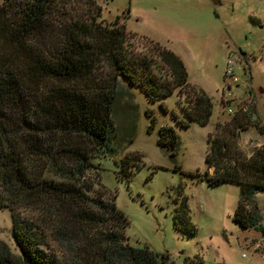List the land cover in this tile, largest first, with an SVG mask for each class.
<instances>
[{"label": "trees", "instance_id": "16d2710c", "mask_svg": "<svg viewBox=\"0 0 264 264\" xmlns=\"http://www.w3.org/2000/svg\"><path fill=\"white\" fill-rule=\"evenodd\" d=\"M76 3L86 6L87 13L73 15ZM100 14L94 0L0 4V209L12 212L20 251L17 257L2 246L0 264H173L170 255L133 247L126 235L130 223L117 208V197H90L94 190L86 179L97 168L92 158L115 155L114 104L116 94L123 92L117 79L141 88L151 101L177 90L192 95L190 113L184 114L200 127L209 124L213 104L205 92L191 89L176 55L156 46L158 58L172 73V80L163 79L153 56L132 50L126 26L103 25ZM103 63L116 77L112 88L95 83ZM47 83L45 93L34 95ZM29 98L37 99L33 107ZM154 127L153 119L149 128ZM249 127L264 136L250 116H236L223 138L208 140L206 163L215 174L188 175L210 188L238 185L234 224L264 235L255 203L264 195V147L247 159L236 143ZM158 146L176 159L180 142L173 128L160 129ZM51 171L62 180L49 179ZM123 172L129 180L127 170ZM22 209L39 215L22 217ZM173 220L178 232L195 234L186 198L175 200ZM184 264L204 261L185 258Z\"/></svg>", "mask_w": 264, "mask_h": 264}, {"label": "rangeland", "instance_id": "374dc122", "mask_svg": "<svg viewBox=\"0 0 264 264\" xmlns=\"http://www.w3.org/2000/svg\"><path fill=\"white\" fill-rule=\"evenodd\" d=\"M94 1L101 7L99 23L125 25L132 50L153 56L163 79L172 80V73L158 58L156 46L181 59L189 86L207 94L213 115L206 127H200L184 114V110L190 113L191 101L195 100L192 95L177 90L151 101L141 88L117 79V89L123 92L116 94L114 104L115 155L91 159L97 168L86 179L94 190L89 196H105L108 200L116 196L117 208L130 223L126 230L130 244L170 255L173 264H184L185 258L194 257L202 258L204 264H264V235L253 229L243 230L233 222L240 187L222 184L210 188L188 175L215 174V168L206 163L208 140L217 135L223 138L236 116L246 114L252 125L264 129V0H220L218 6L210 0ZM3 2L0 0V4ZM74 7L73 15L87 13L83 4ZM229 59L236 63L238 82L232 83L227 92ZM95 76V83L103 87L112 88L116 80L105 63ZM50 84L36 88L34 95L45 93ZM223 91L226 96L230 94L231 102ZM33 100L29 98L30 106L37 101ZM229 106L232 115L227 111ZM153 119L155 127L150 130ZM182 122L189 126L183 127ZM164 127L173 128L179 138L175 160L158 146L159 131ZM236 143L238 151L250 159L262 149L264 136L249 127ZM123 168L129 180L123 177ZM46 176L62 180L52 171ZM182 198L187 200L194 235L178 232L174 226L175 200ZM255 203L264 225V195H258ZM19 213L22 217L39 215L24 209ZM2 246L19 257L10 209H0Z\"/></svg>", "mask_w": 264, "mask_h": 264}, {"label": "built area", "instance_id": "2783aa9c", "mask_svg": "<svg viewBox=\"0 0 264 264\" xmlns=\"http://www.w3.org/2000/svg\"><path fill=\"white\" fill-rule=\"evenodd\" d=\"M235 66H236V63L229 59L228 63H227V68H226V71H225V75H226L225 78L230 80V82H229V84L227 86V92H230L232 83H237L238 82V78L235 75ZM223 93H224V97L226 98V100L231 102L230 94H228V96H226V92L223 91ZM227 111H228L229 115L234 114L233 113V108L230 107V106L227 108ZM263 147H264V145H263Z\"/></svg>", "mask_w": 264, "mask_h": 264}, {"label": "water", "instance_id": "95a60500", "mask_svg": "<svg viewBox=\"0 0 264 264\" xmlns=\"http://www.w3.org/2000/svg\"><path fill=\"white\" fill-rule=\"evenodd\" d=\"M214 6H218L221 2L220 0H210Z\"/></svg>", "mask_w": 264, "mask_h": 264}]
</instances>
